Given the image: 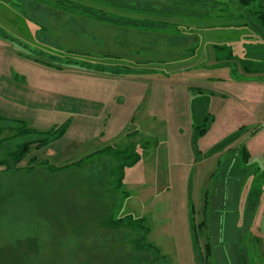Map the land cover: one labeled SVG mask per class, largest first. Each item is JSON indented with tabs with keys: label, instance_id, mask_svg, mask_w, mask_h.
I'll list each match as a JSON object with an SVG mask.
<instances>
[{
	"label": "rangeland",
	"instance_id": "374dc122",
	"mask_svg": "<svg viewBox=\"0 0 264 264\" xmlns=\"http://www.w3.org/2000/svg\"><path fill=\"white\" fill-rule=\"evenodd\" d=\"M263 8L0 0V264H264Z\"/></svg>",
	"mask_w": 264,
	"mask_h": 264
},
{
	"label": "trees",
	"instance_id": "16d2710c",
	"mask_svg": "<svg viewBox=\"0 0 264 264\" xmlns=\"http://www.w3.org/2000/svg\"><path fill=\"white\" fill-rule=\"evenodd\" d=\"M238 2L240 3L241 6L247 7V6H250L254 2V0H238ZM60 3H64V2L62 1ZM78 6L79 5L72 6V7H74L76 9ZM86 10L87 9H85V11ZM250 13H251V11H250ZM252 14H255L254 19L255 20L256 19L257 20H260V22L264 26V8H263L262 11H259V10L254 11L253 10L252 11ZM250 16H252V15L250 14ZM221 48H223L222 50H224L226 52V54H228V57L230 59L234 57V51H233V49L229 45H221ZM217 52H218V49H217ZM242 67H243V69L246 72H249L251 70L247 64H244ZM204 115H205V122L209 121L210 119H213V118H210L211 115L209 113L204 114ZM12 119L19 120L21 122L24 121L22 119H16V118H12ZM206 130H207V126L197 125V127H196L197 134H204L206 132ZM31 132H33V129L28 128L24 123H22V127L21 126L18 127V133H20V134L31 133ZM44 132L45 133H41V134H44L47 137L40 138V139L33 140V141L32 140L31 141H26V142L18 145L17 149L9 154V157L12 160H14L16 166H18L19 162L25 156H27V154H29V152L31 150V147H32V144L34 142H36V147L37 148H41V147L45 146L46 144H48L50 141H52V140H54L56 138L61 137L64 134V132H65V127L57 128V129H53V130H48V131H44ZM231 139L232 138L226 139L223 142H221L220 144L215 145L213 148H211L209 150L208 154L209 153H212V152H215V151L219 150L220 148L224 147L228 143V141H230ZM243 152H244V154H246L245 156H247L248 152L245 149L243 150ZM136 159H137V157L135 159H133L131 161V163H133ZM9 161L10 160L9 159H6V158L0 159V165H3V164H8L9 165ZM44 161L45 160L38 161V162H44ZM30 162H36V159H34V157H32L30 159ZM131 224L135 225L132 222H131ZM206 246H207V255H209L208 257H210V254H211V245H210V243H207Z\"/></svg>",
	"mask_w": 264,
	"mask_h": 264
},
{
	"label": "crops",
	"instance_id": "0c3cea01",
	"mask_svg": "<svg viewBox=\"0 0 264 264\" xmlns=\"http://www.w3.org/2000/svg\"><path fill=\"white\" fill-rule=\"evenodd\" d=\"M121 7H123V6H121ZM131 7H133V6H131ZM125 8H128V7H125ZM145 8H147V7H142V5H140L139 7H135L134 9L140 10V12H142V10H144ZM129 9H131V8L129 7ZM0 99H1L0 105H2L3 107H5L7 109L15 111L17 113L18 112L21 113L22 111H24L26 113L29 110L27 107H22V106L18 105L17 103H13V101L11 102L8 99H3V98H0Z\"/></svg>",
	"mask_w": 264,
	"mask_h": 264
}]
</instances>
